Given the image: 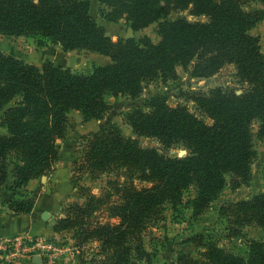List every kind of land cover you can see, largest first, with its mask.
Returning <instances> with one entry per match:
<instances>
[{
    "label": "trees",
    "instance_id": "obj_1",
    "mask_svg": "<svg viewBox=\"0 0 264 264\" xmlns=\"http://www.w3.org/2000/svg\"><path fill=\"white\" fill-rule=\"evenodd\" d=\"M102 1L112 8L109 20L127 15L136 30L158 22L159 41L148 37L113 41L93 17L90 0H0V34L38 36L65 51L84 49L111 60L78 74L52 61L39 67L0 51V190L20 188L49 174L61 159L58 140L66 138L70 114L102 119L110 109L104 98L109 91L136 97L144 83L175 79L177 66L186 68L192 61V74L199 77L234 64L250 85L241 94L216 88L196 98L212 124L185 107L170 106L162 96L152 98L150 112L136 109L130 114L134 133L166 145L182 143L190 150L184 157H165L155 148H142L116 123L88 137L83 163L124 170L132 179L152 183L140 189L130 182L114 184L119 200L111 210L120 222L83 229L82 242L103 244L106 256L95 264H129L133 252L137 258H147L141 232L148 221L159 218L165 203H182L184 193L195 187L191 204L194 214H201L223 190L226 174L249 177L256 156L255 120L264 140V55L258 36L250 33L263 11L245 9L252 0ZM190 6L192 14L207 20L167 19L173 9ZM94 200L103 201L93 196L90 204L59 218L54 231L85 225ZM33 206V201L10 202L18 214ZM220 212L230 223L231 235L247 225L264 227V191L223 204ZM205 258L199 262L182 254L180 260L182 264H264V241L250 242L247 257L209 247Z\"/></svg>",
    "mask_w": 264,
    "mask_h": 264
},
{
    "label": "rangeland",
    "instance_id": "obj_2",
    "mask_svg": "<svg viewBox=\"0 0 264 264\" xmlns=\"http://www.w3.org/2000/svg\"><path fill=\"white\" fill-rule=\"evenodd\" d=\"M90 2L93 17L106 28L113 41L130 38L139 41L144 37L150 38L153 42L159 41L158 22L136 30L127 15L117 20H109L107 14L111 12V7L102 0H90ZM244 7L263 11L262 19L250 33L258 36L261 52L264 55V3L260 0H252ZM191 9V6L186 9L175 8L167 19L175 20L183 17L191 22L207 20L204 15L192 14ZM0 51L39 67H42L46 61H52L78 74L89 73L96 64L111 62L107 56L84 49L65 51L60 44L46 43L38 36L0 34ZM194 65L195 62L192 61L186 68L177 66L175 79L158 78L144 83L142 91L136 97L107 92L104 98L110 109L102 119L85 120L81 113L72 112L68 120L66 138L58 140L61 159L49 174L43 176L44 181L38 180V183L31 187L32 189L28 186L20 188L7 186L6 189L0 190V206L2 207L7 202L11 211L10 202L33 201V208L22 213L31 215L33 218H29L25 223V228L17 234L44 236L58 248L52 259L53 262H50L48 258H42L38 260L40 263L29 260L27 264H95L103 260L106 254L102 242H82L83 229L97 223L117 224L120 222L111 210L113 202L119 200L114 184L130 182L139 189L152 186L150 182L130 178L124 170H103L83 163L85 162L87 139L90 135L104 130L110 123H116L121 127L123 134L136 140L140 147L155 148L165 157H184L189 154L190 150L182 143L166 145L158 138L134 133L129 121L130 114L136 109L150 112L152 98L162 96L170 106L185 107L205 123L212 124L213 120L200 108L196 98L200 95H209L216 88L241 94L250 87L241 78L234 64H226L208 77L193 75ZM15 100L18 101L20 98L17 97ZM252 129L256 156L252 161L249 177L243 179L231 173L226 174L223 190L213 200L210 207L201 214H194L191 204L195 195V187L189 188L184 193L182 203L175 206L170 202L165 203L159 218L148 221L141 232L142 243L148 252L147 258H137L136 253L133 252L129 264H182L180 260L182 254L199 262L206 261L205 254L209 247H219L225 252L247 257L250 242L264 241V227L257 224L244 226L241 233L231 235L230 223L220 212L223 204L248 200L264 191V140L258 136V120L254 121ZM43 189L44 195L41 194ZM44 196L53 198L47 203L51 208H39L36 211L37 201L40 199L41 204ZM93 196L102 198L103 201H93V208L85 217V225L75 226L62 232L54 231V225L59 218L66 217L68 214L72 215L76 208L90 204ZM108 197L110 200L106 199ZM47 204L44 203L43 207ZM1 207L0 212H4ZM44 212L49 213L46 218L42 217ZM13 215L20 214L13 212ZM34 224L43 226L40 232L43 234H38L39 232L32 229ZM0 264L8 263L0 261Z\"/></svg>",
    "mask_w": 264,
    "mask_h": 264
},
{
    "label": "built area",
    "instance_id": "obj_3",
    "mask_svg": "<svg viewBox=\"0 0 264 264\" xmlns=\"http://www.w3.org/2000/svg\"><path fill=\"white\" fill-rule=\"evenodd\" d=\"M57 251V246L41 235H0V261L8 264H27L29 260L37 263L42 258L53 262Z\"/></svg>",
    "mask_w": 264,
    "mask_h": 264
},
{
    "label": "crops",
    "instance_id": "obj_4",
    "mask_svg": "<svg viewBox=\"0 0 264 264\" xmlns=\"http://www.w3.org/2000/svg\"><path fill=\"white\" fill-rule=\"evenodd\" d=\"M38 180L43 182L44 181V177L33 179V180L29 181L26 186H28L30 189H32L31 187L35 186L38 183ZM43 193H44V189L41 192V194L44 195ZM51 199H53V198H51V197L47 198L46 196H44L43 199H42L41 204L39 202V200H40L39 199L37 201L36 206H35V210L38 211L39 208H41V209L42 208L43 209H50L51 207L47 203H48V201H52ZM44 203H46L47 205H45L43 207ZM1 208H3L4 212H0V235H4V234H6V235H14V234L19 233L21 230H23L25 228V226H26L25 223L27 222V220H29V218L32 217L31 215L28 216L26 214L13 215V211H11L9 209L7 202L4 203ZM32 229L35 232H39L38 234H43V233H40V232H42L43 226H41L39 224H34ZM37 263H40V261L39 262L37 261Z\"/></svg>",
    "mask_w": 264,
    "mask_h": 264
},
{
    "label": "water",
    "instance_id": "obj_5",
    "mask_svg": "<svg viewBox=\"0 0 264 264\" xmlns=\"http://www.w3.org/2000/svg\"><path fill=\"white\" fill-rule=\"evenodd\" d=\"M49 213L48 212H44V214H43V218H46V216L48 215Z\"/></svg>",
    "mask_w": 264,
    "mask_h": 264
}]
</instances>
